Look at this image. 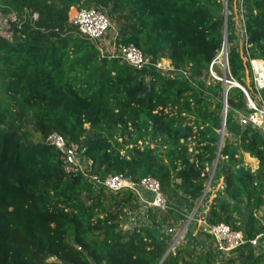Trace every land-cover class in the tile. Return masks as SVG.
Wrapping results in <instances>:
<instances>
[{"label":"trees","instance_id":"16d2710c","mask_svg":"<svg viewBox=\"0 0 264 264\" xmlns=\"http://www.w3.org/2000/svg\"><path fill=\"white\" fill-rule=\"evenodd\" d=\"M234 1L0 0L4 13L40 15L13 42L0 36V264H264L250 242L224 253L202 229L171 249L169 229L191 218L187 240L193 235L210 170L211 185L223 184L203 213L208 224L249 239L264 232V137L239 120L250 109L234 86L221 144L225 87L208 72L227 19L231 73L257 97L249 58L264 59V0H239L240 44ZM92 6L116 23L117 45L133 43L154 62L169 58L175 70L136 68L100 41L102 54L70 21L72 7ZM53 132L85 148L96 174L154 176L167 208H143L147 220L138 222L136 192L108 191L81 174L73 182L61 151L45 141Z\"/></svg>","mask_w":264,"mask_h":264},{"label":"built area","instance_id":"2783aa9c","mask_svg":"<svg viewBox=\"0 0 264 264\" xmlns=\"http://www.w3.org/2000/svg\"><path fill=\"white\" fill-rule=\"evenodd\" d=\"M39 16L38 11L29 7H25L21 12L12 10L8 13H4L0 6V36L13 42L16 35L20 33L23 23L29 22L36 27L35 23L39 19ZM70 21L77 27L78 33L81 37L87 38L94 44L98 45L101 53L106 54L105 48L100 43L102 37L108 29L112 27V22L106 13L93 6L79 9L76 8L75 11H70ZM238 22H241L245 27L243 14ZM13 23H15L16 28L13 26ZM245 32L246 31L244 30V41H246ZM247 46L248 45H246V47ZM222 49L224 50V47H222ZM111 56L120 57L139 69L154 65L164 73H169L175 70L172 66L171 60L169 67H165V63L162 60L163 58L154 62L151 55L144 53L133 43H121L117 45L116 42H114V45H112ZM219 65L224 70L223 73L218 72ZM208 72L209 77L223 82L225 91L226 88L228 89L231 86H236L244 92L250 111L244 113L239 111L238 113L241 116L247 114L248 122L253 126L258 127L264 137V99L261 94L262 89H264V59L254 57L249 58V78L252 82V86L256 90V98L252 95L249 88L233 77L227 50L221 60H219L218 55L213 58L209 64ZM228 73H230V75ZM225 110L227 111L226 108ZM45 141L48 144L54 145L61 151L64 168L69 175L81 174L94 186L103 187L112 192L121 190L134 191L139 195L140 200L144 197V191H148L151 194V199L147 200V205L145 207L156 206L163 209L167 208V198L162 191L161 183L154 176L147 175L138 182L126 176L124 173L101 176L100 174L93 172L92 161L85 155V148L79 143L67 140L59 132L51 133L45 138ZM142 220L144 219L142 218ZM198 222L202 231L209 235L215 249L219 251L229 253L247 242H250L257 249V252L264 251V232L249 239L242 230H236L226 223L208 224L204 214L200 215Z\"/></svg>","mask_w":264,"mask_h":264},{"label":"rangeland","instance_id":"374dc122","mask_svg":"<svg viewBox=\"0 0 264 264\" xmlns=\"http://www.w3.org/2000/svg\"><path fill=\"white\" fill-rule=\"evenodd\" d=\"M223 1H224V3L227 2V0H223ZM239 6H240L239 0H235V1H234V11H236V12H234V13H235V16H234V17L237 19V22L240 21V18L242 17V11L239 10ZM72 8H73V7H72ZM71 10H72V9H71ZM108 17L110 18V20H111V22H112V27H110V28L108 29V31L105 33V35H104V36L102 37V39H101V41L104 42V43L107 45V47H109V42H110L109 39H111V38L113 37V36H112V35H113V32H115V29H117V27H116V23L111 19L110 16H108ZM238 26H240V27H239V29H238L239 39L237 40V44H240V43H242V42L244 41L243 31H244L245 29H244V26H243V24H242L241 22H238ZM71 34L75 35V32H73V33H71ZM228 46H229V44H226V47L223 45L224 50L221 49V50L217 53V55L219 56V60H221V59L224 57L226 50H227V52H228ZM111 48H112V47H111ZM71 55H72V54H71ZM162 60H163L164 63H165V67H169L170 59H168V58H163ZM218 72H221V73L224 72L223 69H222V67H220V65H219V67H218ZM228 74L230 75V73H228ZM246 81H247V83H248V79H247V78H246ZM243 113H244V112H243ZM246 115H247V114H246ZM246 115H244V116L239 115V116H240V117H239V120H241L242 123L248 121V118H247ZM220 132H221V134L223 135V141H222L221 144L224 145V144L227 143V140L229 139L230 134L226 132V129H225L224 131H221V130H220ZM33 134H34V136H35L36 138H39V134H38V133L33 132ZM225 139H227L226 142H225ZM140 143H141V142H140ZM151 146L154 147L155 144H151ZM246 161H247L248 163H251V164L254 165V166L257 165V164H256V163H257L256 160L252 159L249 155H246ZM213 172H214V170H210L209 177H208V178H204V182H205V190L210 194V198H209V201H208V202L206 201V202L204 203V204H205V210L202 211V212H200L199 215L203 214V213L206 211V207H207L208 204L210 203L211 199L216 195L218 189H219L220 187H222V184H223V183H222V179H219L215 184L213 183V185H211V177H212V175H213ZM144 195H145V194H144ZM201 201H202V200H201ZM207 210H208V207H207ZM142 212H143V207L141 208V212H139L138 215H136L135 217H133V219L136 220V221H138V222H142V221H143L142 218H143L144 220H147V219H146V212H145L144 216L142 215ZM141 217H142V218H141ZM143 222H144V221H143ZM189 224H190V222L185 221L182 225L177 226V227L175 228L174 231L169 229L170 233L173 234V236H172V243H171V249H173V250H174V249H177V247H179V246H181V245L189 246V245H190L189 243L191 242L192 238H193L194 236H196L199 232H201V227H200L199 222H198L197 225H196V227H195V229H194V231H193V235H192V237H191L190 239L187 240L186 233H187V230H188Z\"/></svg>","mask_w":264,"mask_h":264},{"label":"water","instance_id":"95a60500","mask_svg":"<svg viewBox=\"0 0 264 264\" xmlns=\"http://www.w3.org/2000/svg\"><path fill=\"white\" fill-rule=\"evenodd\" d=\"M227 25H228V23H227V19L225 20V43H224V46L226 47V44H227ZM232 87V86H231ZM231 87H229L228 89L226 88V93H225V99H224V110H225V108L227 109V106H228V104H227V100H226V96H227V92L229 91V89L231 88ZM224 121H223V126H222V129H221V131H224L225 130V128H226V116H227V111L225 110L224 111ZM223 141V135H221V142ZM72 180H73V182H75L78 178H79V176L77 175V174H73L72 176ZM206 194V190H205V192H204V195ZM203 195V196H204ZM190 220H191V218L188 220V222H190Z\"/></svg>","mask_w":264,"mask_h":264},{"label":"crops","instance_id":"0c3cea01","mask_svg":"<svg viewBox=\"0 0 264 264\" xmlns=\"http://www.w3.org/2000/svg\"><path fill=\"white\" fill-rule=\"evenodd\" d=\"M75 9H76V7H73L72 10H71V12L75 11ZM117 34H118V30L115 29V32H113V35H112L113 37L111 39H109V41H110L109 42V47H112V45H114V42H115V39H116ZM251 158L254 159V160H256V162H257V159L256 158H253V157H251ZM222 183H223V180H222ZM143 194H145V195H144V197L141 200H139V202L141 203V205H142L143 208H146L145 206L147 205V200L151 199V194L148 191L147 192L144 191ZM143 214H144V212H142V215Z\"/></svg>","mask_w":264,"mask_h":264},{"label":"bare ground","instance_id":"6f19581e","mask_svg":"<svg viewBox=\"0 0 264 264\" xmlns=\"http://www.w3.org/2000/svg\"><path fill=\"white\" fill-rule=\"evenodd\" d=\"M224 71V70H223Z\"/></svg>","mask_w":264,"mask_h":264}]
</instances>
